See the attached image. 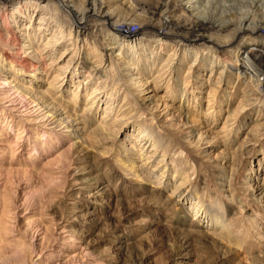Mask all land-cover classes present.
Segmentation results:
<instances>
[{
    "label": "rangeland",
    "instance_id": "374dc122",
    "mask_svg": "<svg viewBox=\"0 0 264 264\" xmlns=\"http://www.w3.org/2000/svg\"><path fill=\"white\" fill-rule=\"evenodd\" d=\"M104 1L103 12H115L119 24L90 22L89 38L78 39L56 0H14L6 10H0L2 67L10 68L19 83L34 73L36 79L30 81L44 92L25 97L10 88L14 84H2L1 88L0 82V264H174L179 247L185 248L176 231L164 225L163 213L172 218L184 216L191 225L197 221L201 225L193 204L220 217L227 231L214 243L192 237L187 264H264V198L256 191V187L264 188V81H260L264 79V55L260 54L255 64L241 61L240 53L214 55L218 59L214 65L213 54L196 58L193 51H203L205 45L198 42L190 53L183 39L192 36L191 27L199 22L193 13L174 5L168 17L173 32L180 37L162 51L154 43L157 37L144 36L145 41L137 46L141 50L131 53L123 38H118L121 43L118 39L115 42L112 35H120L114 28L133 34L143 28L148 11L141 4L145 0ZM44 3L46 9L41 8ZM73 3L82 9L83 0ZM210 9L207 7V12ZM260 9L258 13L253 9L255 21L264 23V4ZM229 11L226 18L235 21L241 17L240 12ZM263 38L253 44L264 47ZM146 42L148 46L143 47ZM111 47L113 51H109ZM231 48L240 50L237 44ZM24 57L34 60L40 72L24 71ZM122 60L135 61L141 68L138 72L148 81L160 77L156 96L167 102L172 96L174 107L188 103L199 107L193 117L203 121L204 128L194 124L188 129L183 122L175 128L166 127L150 115L140 106L139 90L132 85L141 76L119 72L118 66H128L119 64ZM209 72L204 86L198 78L207 79ZM45 101L60 105L71 116L80 115L86 104L91 108L80 121L90 136L83 146L87 152L73 145V137L60 135L65 133L39 108ZM206 109L208 116L203 119ZM141 129L158 142L156 153L149 143L140 144ZM206 129L219 133L213 144L219 147L204 145L207 135L198 137ZM223 149L230 151L226 161H220L222 153L216 157ZM127 152L141 153L148 162L138 178L121 163ZM166 165L168 171L160 176ZM96 177L110 189L111 207L107 211L86 202L89 191L80 190L82 181ZM178 182L183 186L172 194ZM165 183L169 185L163 189ZM188 194L192 195L191 200L187 197V203L192 204L186 205L188 212L173 206L165 211L168 196L176 201ZM138 221L143 224L141 230L134 226ZM122 243L128 244L124 250L118 249Z\"/></svg>",
    "mask_w": 264,
    "mask_h": 264
},
{
    "label": "bare ground",
    "instance_id": "6f19581e",
    "mask_svg": "<svg viewBox=\"0 0 264 264\" xmlns=\"http://www.w3.org/2000/svg\"><path fill=\"white\" fill-rule=\"evenodd\" d=\"M13 1L14 0H0V10H6V7L10 3H12ZM45 1H49V0H45ZM56 1L61 6L62 10L67 14V17H68L67 20L69 21V19H70V24H71L72 27H74V30H75L74 32L76 33L75 36H76L77 39H78V37L89 38V33H88L89 31H88L87 27H88L90 22L94 23V25H102V24L105 25L106 24L107 26H110L111 22L112 23L114 22L112 24V26H114L115 24H119L117 22L120 20V17H118L117 14H114L115 12H113L112 10H111L112 11L111 12L108 9H107V11L105 13L103 12V10L105 9V2H106L104 0H83L82 9H76V6H74V3H73V2H75V0L74 1L73 0H56ZM36 2H37V0H36ZM108 2H109V0H108ZM228 2L230 4L227 7L226 4ZM29 4H31V3H29ZM79 4H80V2H79ZM141 4L143 6L145 4L146 8H148L147 16H146V18L144 20L143 28L138 30L134 34L133 33H129V32H124V31L118 30V29L116 30L114 28V30L117 33H119L121 36L120 35L117 36L116 33L112 35V40L113 41L117 40L120 37L123 38V43L125 42L126 45L130 47V49L132 51L131 53H133V51H135V49H138L137 46H139V43H141V41L142 42L145 41V39L143 38L144 36L145 37H150V36L157 37L154 43L156 44L158 49L159 50L161 49L162 51L164 49V46H166V45L168 46L169 43L173 44V40H174L175 37H180V36H178V35H180L179 33L177 35L176 31L173 32L174 29H172L173 25L170 22V16L168 17V15L172 11V6L174 5V6L182 7L184 9V11H186L188 13H193L196 16L195 18H197V20L199 22L198 24L196 23V25L193 24V25H195V27L194 26L191 27L192 36L190 37V35H189L190 38L186 37L185 39H183V41L186 42V46H187L186 48L188 49L189 52L192 49L195 48L194 45L197 44L198 42H201V45H205L206 49H204L203 51H201V49H199L198 47H197L198 50L193 51L192 54H194L196 58H202L201 56L203 54L204 55L207 54V57L210 54H213V57H214V55L215 56L216 55H221V54L223 55L225 53H227L229 55L230 54L239 55V53H240L241 54L240 55L241 59L240 58L239 59L241 61L246 62L248 64H252V63H254L255 59H260L259 58L260 54L264 55V47H262V45L260 43H257V42H256V45L253 44V42L256 41V39L259 38L260 36H261V38L264 37V23H261L259 21L258 22L255 21V16L258 13V11L261 10L260 8L263 6L264 0H145ZM47 6H48L47 3H44L41 6V8H45L46 9ZM207 7L211 8L210 9V13H209V11L207 12ZM229 8L234 13H239L240 12L239 15L241 17L237 18L235 21H232V20L226 18V17H228L227 13L230 12ZM254 8H255V10L257 12V13L255 12L256 13L255 15L253 13V9ZM117 11H119V10H117ZM133 12H135V11H133ZM133 14H135V13H133ZM187 26H189V25H187ZM184 30L188 31V34H190L189 33V29L185 28ZM126 31H128V30L126 29ZM210 31H215V34H214L215 36ZM59 33H60V31H59ZM222 33L223 34L226 33V34L223 35ZM0 40H1V38H0ZM118 40H120V39H118ZM0 42H3V41H0ZM120 43H121V40H120ZM125 43L123 45H125ZM236 44H237V47L240 48V50L239 49L237 50L235 48H231L232 46H234ZM3 45H4V43H3ZM109 46H110V44H109ZM146 46H148V43L147 44H143V47H146ZM244 47H245V50L242 51L241 49L244 48ZM21 49H20V51H22ZM139 49L141 50V48H139ZM111 50L113 51L114 47L113 48L111 47V49H109V51H111ZM117 51L119 52L118 54L121 55L122 52L120 51V49L117 50ZM210 51H212V52H210ZM174 52H172V54H171L172 56H173V54H175ZM152 54H153V52L151 53V56H152ZM187 54H189V53H187ZM65 55H66V53L62 54V56H65ZM171 55L169 54L170 57H171ZM0 56L2 57V58H0V82H1V88H2V84H3V86H4V84H8L9 86L14 84L10 88L11 89H15L16 92H19L20 95L21 94L25 95V97H26V94H29V93H31V94L32 93L40 94V96L44 93V92L38 91L36 83L33 82L34 83L33 84L30 81V80L36 79L35 78L36 76H35L34 73L31 76H28L29 80L28 79L25 80V79L21 78L22 80H19V81H21L20 83L19 82H15L16 80L13 79L12 73L10 72V68L8 70V69H5V68L2 67V65H1V62L3 60L2 53H0ZM29 57H31V56H29ZM100 57H101V55H100ZM139 57H141V56H139ZM156 57L157 56L155 55L154 59L152 57V60L149 61L148 72L152 70V67H153V65L155 63L154 61H156ZM20 58L22 59V57H20ZM24 58H25V60H23V62L21 63V67H22V69L24 71H26V70L28 71L29 69H33V70L36 69L37 71L40 70L39 65L36 66L34 64V62H33L34 60H31L30 58H27V57H24ZM171 58H173V57H171ZM216 58L214 59V62L213 61L211 62V65L212 64L214 65V63L217 64V62H215V61H218V59H216ZM140 60H141V58H139V61ZM123 61L124 60H122L121 63H119V64H123V65L127 64L128 66L127 67L125 66V68H123L122 66H118L117 70L119 72H122V73L130 72L131 73V77L133 75H136L137 77L141 76V74L137 70L139 65L136 64L135 61H131V62H129V61L128 62H126V61L123 62ZM203 61H205V60L203 59ZM37 63H39V62H37ZM193 63H195V62L193 61ZM139 64H141V63H139ZM203 65H206V64L204 63ZM254 72H255V69H254ZM10 73H11V75L9 76L8 74H10ZM256 74H257V72H256ZM210 76H211V72H209V76L207 77V79H206V76H205V78H198V79L205 86V84L209 81ZM154 78H156V77H154ZM139 79H140L139 81L133 82L132 85H134L133 87H135V88L137 87V90H139L138 92H139V95H140V98H141L140 106L142 108H144V110H147L150 115H152L153 117L154 116L158 117L163 122V124H165L166 127H174L175 128V127L178 126V124L183 122L184 124H182V125L188 127V129H190L192 127V125H194V124L200 125V126H202V128H204V126H203L204 122L200 121L198 119L196 120L193 117L194 113H195V116L198 114L199 107H197L195 105H192L190 103H188V105L184 106L185 108L184 107L181 108L182 105L180 106V108L179 107H174L173 103H171V102L174 101V100H172L173 99L172 96H170L169 102H167V100L163 96H159V97L156 96L155 92H156V90H157V88L159 86L158 82H160V80H159L160 77H158L157 79H154V81H148V78H145L143 76H141V78H139ZM260 81H264V79L260 80ZM8 85H7V87H9ZM78 87H79V85H78ZM185 89H186V87H185ZM45 91H48V90H45ZM186 91L187 90H185V92ZM186 93H184V94L186 95ZM196 94L198 95L199 93H195V96H196ZM182 96L184 97L183 100H185L186 96H184V95H182ZM193 96L194 95L192 93V97ZM183 100H182V102H184ZM41 102H42V100H41ZM14 103H15V101H14ZM43 103H44L43 106H40L39 108L41 109V111H45V115H50L49 117L52 118L51 121H53V124H58L59 131L65 133V134L62 133L60 135L61 136L65 135L64 137H69V136L73 137V139H74L73 145L79 146V147H77V149L78 148L81 149V152H87L88 148L85 146V149L87 148L85 150L83 148V146H84V144H86V141H88L90 139V136L86 134V132L84 130V127L82 126L84 124L81 123L80 121L83 118V116L85 114V111L87 109H91V108H87V104H86L84 106L85 108L83 109V112H81L80 115L71 116L69 114L67 115V113L62 109V107L60 105H58V106L53 105L54 102H53V104H52V102L48 103L46 101L43 102ZM207 116H208V109H206L204 111V114H203L204 118L203 119H205ZM217 117L218 116L216 114L215 115V121H217V119H216ZM228 117H229V115L226 118L228 119ZM4 120L5 119H3V121ZM46 120H48V119L46 118ZM227 123H228V121H227ZM9 126H10V124H9ZM99 128H100L99 131L101 132L102 131V126L101 127L99 126ZM223 130H224V127L221 128V131L219 133H222ZM142 133H143V135L141 136V139L139 140L140 144H142V147L144 145H147V143H149L148 147H151L152 150L154 151V153H156V151L158 149V147H157L158 142L155 141L154 138H152V135L145 134L146 132H144L141 129V131L139 132V135H141ZM217 133L216 132H212V131L210 132L209 130L206 129V130H204V132L199 133L198 137H201L202 135H207L208 136V141H206L204 143V145H207L208 148H210V147L217 148L219 146H217V145L214 146L213 145V144H216L217 141L219 140V139H217V136H216ZM44 135H47V134L42 133V136H44ZM51 140H53V139H51ZM144 141H145V143H143ZM212 141H213V143H212ZM135 143H136V140H135ZM138 146H140V145H138ZM213 151L214 150H211L209 153H211ZM77 152H78V154H81L79 151H77ZM220 154L222 155L220 161H223V160L226 161V160L230 159V151L229 152L227 151V153H226V151L223 149L222 151L216 152V157H218ZM122 158L124 160H122L121 163L123 164L124 169H126V171L130 170V172L132 173L131 175H133L134 178L135 177H137V178L140 177L142 173H139V172L144 170L143 168H145L147 166V164H148L147 161L144 162L145 161L144 155H141V153L138 154V153H132V152L128 153L127 152V153H125V156L124 155L122 156ZM129 161H131V163H129ZM162 170H163V173H161L160 176L168 171L167 165L165 167H163ZM154 171H156V170L154 169L153 172ZM82 182L83 183L80 186V190L81 189H87V191H89V193L84 197L87 200L86 202H90V203L94 204L95 208H99V210L100 209H102V210L104 209V210L107 211V209H109L111 207V203H110L111 202V194H110V189L108 188V186L104 185V183H101V180L99 178H97V177L96 178H91V179H86V180H84ZM168 185H167V183H165V185L162 186L163 189H166L168 187ZM175 186H176V188L174 189V191H171L172 194H174L178 189H180L183 186V182L182 183L178 182V184L175 185ZM256 189H257L256 191H258V193H259L258 195L261 196V198H264V188L256 187ZM187 197H189V200H191L192 195L188 194V196H185L181 200H176V201L171 200L170 199L171 196H168L169 199L167 198V200L164 202V204L166 206L165 211L168 210V208L170 206H173V207H178L179 210H180L179 212H186V211L188 212V209H187L186 205H189L191 207L192 204L190 202L187 203ZM152 207H153V205H152ZM192 208L195 211L194 216L199 214V217H200L199 220L202 223L201 225H200L199 221H197V220H196L197 222H195V225H193V224L191 225L188 221H186L188 219H186V217H184V216H181V217L176 216L175 218H172V217H168L167 213H163L162 212L163 215H164L163 216L164 225H166L167 227H170L174 231H176V233L179 236V240L182 242V246L181 247L185 248V250H181L182 248L179 247V251H177V253L174 255V258H175L174 264H187V260L189 258L188 257V251H187L188 244H189L188 242H189V240L192 237H197V238L201 237L206 242L212 241L214 243V241L216 242V241L221 240L220 238H222V235L224 233H226V231H227L226 224L222 223V219L220 217H218L216 215H211V213L209 215V214H207L206 211L204 213V210L202 209V207L198 206V204H193ZM132 211H133V209H132ZM109 212H110V210H109ZM186 215H188V214L186 213ZM129 216H132V213H130ZM191 219H192L191 221L193 222L194 218H191ZM204 220H206V222ZM170 224H172V225H170ZM134 226L137 227V229L141 230V227L143 226V224H142L141 221H138V222L134 223ZM224 235L226 236V234H224ZM138 236L140 237V239L143 237V235H141V234L138 235ZM72 237H74L73 234L71 235V238ZM134 244H137V243H134ZM126 245H128V244L122 243V245H120V247H118V249H123L124 246H126Z\"/></svg>",
    "mask_w": 264,
    "mask_h": 264
}]
</instances>
